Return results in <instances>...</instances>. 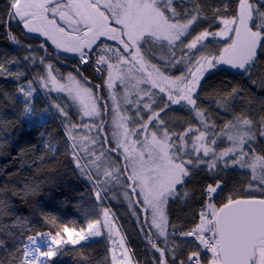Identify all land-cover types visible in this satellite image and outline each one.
I'll use <instances>...</instances> for the list:
<instances>
[{
  "label": "snow or ice",
  "instance_id": "6c2138e0",
  "mask_svg": "<svg viewBox=\"0 0 264 264\" xmlns=\"http://www.w3.org/2000/svg\"><path fill=\"white\" fill-rule=\"evenodd\" d=\"M0 39V264H264V0H0Z\"/></svg>",
  "mask_w": 264,
  "mask_h": 264
},
{
  "label": "trees",
  "instance_id": "16d2710c",
  "mask_svg": "<svg viewBox=\"0 0 264 264\" xmlns=\"http://www.w3.org/2000/svg\"><path fill=\"white\" fill-rule=\"evenodd\" d=\"M5 44H6V41L3 39H0V48H3L5 46ZM12 47H14V46L9 47V51H11ZM9 87H11V86H9ZM11 110L12 109H11L10 105L7 108L0 106V120L4 119L5 112H10ZM9 119H11V117H9ZM19 128H20V125L17 124L15 130L12 128H9V130L7 132L0 131V169H3L5 171H11L14 168L19 166V165L14 163V158L17 157V155L19 153V148L14 143L15 136H17L19 134V132H18ZM48 131L55 132V125L49 126ZM61 159H63V157H61ZM68 180H72L74 186L80 185V182L75 180L74 177H71V175L64 177V182H66ZM80 188H81V190H83V185H80ZM53 195L60 196V192H59L58 188L53 189ZM70 195L71 196H79V192H72V193H70ZM44 199H45V202L48 203L49 205L55 206L57 203V202H53V201L48 200V198L46 196L44 197ZM61 199H63L62 196H61ZM23 211H24L25 215L28 214L27 208H24ZM60 213H63L61 218H64V217L75 218L77 215L75 208H73V207H62V208H60ZM60 213H58V215ZM118 215L121 217L120 222L124 224L125 230L132 233L134 242L138 243V241L135 240V234H134V230L132 228V222L130 220H128L127 217L125 216V212H124L123 207L118 208ZM36 219L38 221L39 218L37 217ZM36 226L38 228L44 227V225L42 223H39V222L36 224ZM86 251L89 254V258L91 259L92 264H102L103 259H104V245L102 243L101 244H94L90 248H88ZM79 259H80L79 254L74 253V252L62 253L59 256V260H60L61 264H79ZM141 260H143V257H141Z\"/></svg>",
  "mask_w": 264,
  "mask_h": 264
}]
</instances>
